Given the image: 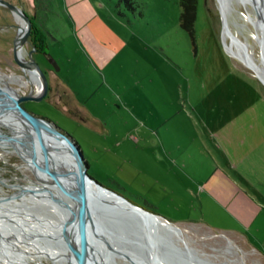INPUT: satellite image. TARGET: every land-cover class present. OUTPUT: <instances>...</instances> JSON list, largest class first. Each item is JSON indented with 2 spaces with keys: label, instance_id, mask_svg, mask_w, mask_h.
Returning <instances> with one entry per match:
<instances>
[{
  "label": "rangeland",
  "instance_id": "374dc122",
  "mask_svg": "<svg viewBox=\"0 0 264 264\" xmlns=\"http://www.w3.org/2000/svg\"><path fill=\"white\" fill-rule=\"evenodd\" d=\"M8 1L33 15L51 59L32 49L31 56L45 73L47 88L40 98H27L20 103L50 119L73 138L87 173L133 202L139 203L142 198L153 201L156 206L148 208L180 229L190 249L177 239L180 233L175 229L166 230L157 224V232L168 233L167 239H172L184 253L190 250L200 263L264 264V210L244 232L213 228L191 216L176 219L188 210L204 220L214 214H208L211 206L205 202L201 206L195 202L188 204L186 200L192 197L174 196L176 187L172 178L178 177L175 184L183 183L179 180L180 170L173 166L176 175L173 171L168 173L164 170V157L158 160L151 151L157 134L152 124L157 121H160L159 134H164L168 143V134H193L191 119L213 115V111L224 117L228 115L230 108L220 105L224 104L229 88L212 85L225 69L243 73L264 93V81L254 69L226 51L223 15L216 0L197 1L193 40L179 24L178 0ZM254 3L240 0V8L248 19L241 16L237 19L245 20L253 29L254 34L246 33L253 42L247 47L261 62L264 16L257 14L255 9L259 7ZM259 12L262 14L260 9ZM253 22H261L257 30ZM17 24L12 10L0 3V86L16 94L41 93L42 88L37 91L39 85L31 69L21 67L13 58L12 38ZM23 43L28 51L31 42ZM22 54L29 58L28 53ZM4 91L14 97L11 91ZM189 100L199 101V105L192 109ZM15 131L14 126L0 124L1 133ZM14 141L16 144L12 145ZM17 141L0 136V202L7 208L3 210L5 215H9L3 219L9 233L2 232L9 238L1 239L0 234L3 255L0 262L66 264L69 251L64 245L60 247L63 244L58 239L61 227L56 226L64 219H56L64 205L58 198L71 204L72 196L62 189L61 193H48L38 185L28 184L38 182L48 189V185H56L53 179L47 182L41 179L43 172L28 165L27 156ZM259 165L252 172L256 177L251 181L254 183L251 189L264 205V156L262 167ZM11 215L22 218L24 223V218L34 221L36 216L46 220L31 227L26 223L24 230ZM215 217L209 223L224 222ZM50 225L55 230L48 228ZM32 228L42 235L38 236ZM33 244L38 247L36 250L31 247ZM162 248L166 246L161 244L159 249ZM16 249L23 258L16 257L19 254ZM56 255L62 256V263L53 258ZM122 256H117L115 264H132ZM169 257L177 261L174 254L169 253Z\"/></svg>",
  "mask_w": 264,
  "mask_h": 264
},
{
  "label": "crops",
  "instance_id": "0c3cea01",
  "mask_svg": "<svg viewBox=\"0 0 264 264\" xmlns=\"http://www.w3.org/2000/svg\"><path fill=\"white\" fill-rule=\"evenodd\" d=\"M225 70L212 85L229 88L224 104L220 105L230 108L228 115L224 117L213 111V115H200L195 121L191 119L193 134H168V143L164 134H159L160 121H157L152 124V130L157 132L153 143L156 152L153 148L151 151L158 160L164 157V170L168 173L173 171V166L180 170L179 180L183 183L175 184L178 177L172 178L176 187L174 196L192 197L190 201L186 200L188 204L195 202L201 206L205 202L211 206L208 214H214L210 215L209 221L188 210L176 219L191 216L213 228L244 232L264 210L262 200L251 189L254 186L251 181L256 177L252 172L258 164H263L264 93L243 73L231 68ZM189 102L192 109L199 105V101ZM139 203L152 208L156 206L146 198ZM215 214L224 222L209 223L217 218Z\"/></svg>",
  "mask_w": 264,
  "mask_h": 264
},
{
  "label": "water",
  "instance_id": "95a60500",
  "mask_svg": "<svg viewBox=\"0 0 264 264\" xmlns=\"http://www.w3.org/2000/svg\"><path fill=\"white\" fill-rule=\"evenodd\" d=\"M0 3L20 14L24 21L23 28L17 24L12 40L13 58L21 67L26 66L36 69L42 83L41 93L18 94L15 97L9 95L0 86V111L8 107L15 109L33 130L37 140L35 141L33 136L26 131L18 134L0 132V136L16 138L21 142H25L26 139L31 161L35 165L49 170L51 178L55 183L57 182L56 184L60 186L63 193L71 194L72 203H63L64 205L60 210L61 213L64 209L65 219L58 234L60 241L57 239L63 243L60 247L64 245L69 251V254L65 256L66 264H105L106 261L108 262L106 259L109 257L107 252L113 258L114 251L128 258L132 264H162V262L165 264H188L190 260L188 256H185L184 250H180L172 239L166 238L168 233L159 234L157 232L158 225L147 222L143 214L164 218L165 216L131 201L91 177L86 171V163L73 138L59 129L50 119L31 112L20 103L23 99L40 98L47 88V79L37 60L31 56L33 47L28 51V59H20L16 53L17 47L27 39L31 24L29 15L15 2L0 0ZM255 10L259 16L263 17L258 8ZM48 60H51L50 57H48ZM52 62L55 64L54 60ZM49 140L62 142L64 145L62 147L71 156L70 166L58 167L56 164L59 163L48 162L50 159L48 153L51 154L49 147L53 145ZM37 153H40L43 160L39 161L36 156ZM60 170L63 171L64 175L59 173ZM91 183L102 193L113 195L128 203L130 205L128 210L119 207L117 204L112 205L102 201L100 197L92 192L89 186ZM95 223H98L99 226L95 227ZM145 227L151 232L150 236H147L146 232L143 231ZM97 231H99V234ZM142 234L149 238V245L143 243L144 237H142ZM151 239L152 241H150ZM161 244H164L166 248L159 249ZM148 246L150 250L153 248L152 253L147 250ZM126 251H129L132 255L126 254ZM169 253L174 254L177 261L174 262L169 257Z\"/></svg>",
  "mask_w": 264,
  "mask_h": 264
},
{
  "label": "bare ground",
  "instance_id": "6f19581e",
  "mask_svg": "<svg viewBox=\"0 0 264 264\" xmlns=\"http://www.w3.org/2000/svg\"><path fill=\"white\" fill-rule=\"evenodd\" d=\"M239 1L240 0H216V3L218 5V7L220 8V10L222 12V15H223V31H222V35H223L224 46H225L226 51L231 56L237 58L242 63H244L246 66H248L250 68H253L254 69V72L259 77V79H262L264 81V55L262 54V59L263 60L261 62H259L257 60L256 56L249 49L250 47L249 48L247 47V46L253 45V42L251 41L250 36H248L246 33H247V31L248 32H251L252 31V34H254V33H253V29L249 25H247L246 22H245V20L248 19V16L240 8L241 5L239 4ZM253 1L256 2V4L254 3V5H257L259 7V9L261 10V12H262V14L264 16V0H253ZM12 12H13V15H14L15 19L17 20V23H18L19 27L23 28L24 27V21L22 20L20 14H18L15 11H12ZM237 16H241L245 20L240 21V20L237 19ZM253 23H254L255 28L257 30V28L259 27L258 25L261 24V22H259V24H256L255 22H253ZM241 34L243 35L242 37L240 36ZM24 45H25V43L19 45L17 47V50H16L17 56L20 59H27L22 54V52L25 55L27 54V48H25ZM22 67H26V66H22ZM30 69H31L30 70L31 74L32 75L34 74V78L37 80L36 82L39 85L37 91H40L41 88H42V83H41V79H40L39 73L34 68H30ZM2 89L3 90L11 91V93L14 95V97L18 95L14 91L9 90L7 88H2ZM0 124H7V125L14 126V128H15L16 131L13 134H16V133L18 134V133H21V132H25L26 131L27 133H29V134H31L33 136V138H34L35 141L37 140V138L35 137V134H34L33 130L24 121V119H22L21 114L18 113L12 107H8V108L3 109V110L0 111ZM49 142L52 143L53 145H52V147H49V150H50V153L51 154L48 153V155H49V158L51 159V161L49 159L48 162L49 163L57 162V163L60 164V165L59 164H56V165H58V167H62V166L68 167V166H70L69 163H70V160H71V156L69 155V153L67 152V150L64 147H62V146H64L62 144V142H58V140H49ZM17 143H20L21 144L19 149H21L23 151V153L27 156V159L29 161L28 165L31 168H32V165H34L35 168H38V170H40V171L43 172L42 173V176L43 177L41 176V179L44 178L46 182H47V180L52 179L50 177L51 176V172L49 170H46L42 166L35 165L31 161L30 154H29V146L27 145L28 142L26 141V139H25V142H21V141L18 140ZM14 144H16L15 141L12 143V145H14ZM36 156L39 159V161L40 160H43L42 157H41V155H40V153H37ZM59 173L62 174V175H64L63 171H61V170L59 171ZM28 184H31L32 186L33 185H38L41 188L42 191L44 189L48 193H56V192L61 193L60 192L61 188L59 189L60 186H58L57 184L54 187L53 186L51 187V186L48 185L49 189L47 188V186L42 185L41 183H38V182H35V183L34 182H30ZM89 186H90L92 192L95 193L96 196L100 197L102 199V201L107 202V203H110L112 205L113 204H117L119 207H121V208H123L125 210H128V207L130 205L128 203H126L125 201H122L121 199H119V198H117V197H115L113 195H110V194H107V193H102L97 187H95L93 185V183H91ZM58 199L61 202L64 203L63 200H61L60 198H58ZM6 209L3 207L2 202H0V226H3L4 225V221H3L4 217H9V215L6 216L5 215V212H3V210H6ZM64 216H65V212H62V213L58 214V218L56 219V221L57 220H60V219H65ZM143 216H144V218H146L147 222H150V224H155V225L156 224H159L162 227H164V229H166V230L168 228L169 229L172 228V229H175L176 231H178V233H180V229L175 228L173 225H171L169 223V221H167V220L164 221L161 217H158L156 215L155 216H153V215L152 216L151 215H146L145 216V214H143ZM11 217L24 230H26V227H27V226H25L26 223H27V225H30L29 227H31L32 225L35 226L36 223H40V224L45 223L44 220H46L44 217H42V218L40 217L39 218V216H36V217H33L34 221L33 220L30 221V220L24 218L23 220L26 222V223H24L22 221V218L21 219L20 218L18 219L17 217H13L12 215H11ZM27 221H30V223L27 222ZM60 224L62 225V222H59V224H57L56 226L61 227ZM98 226H99L98 223L97 224L95 223V227H98ZM48 228H53V230H55L54 227H52L51 225ZM39 229H42V228H39ZM32 230H33V228H32ZM175 230L173 232H175ZM99 231H97L98 234H99ZM143 231L146 232L147 236H150L151 235V232L148 230V228L145 227L143 229ZM33 232H35V231L33 230ZM35 233L38 236H41L42 235V233H39V231L38 232H35ZM0 234H1V237H4L2 235V233H0ZM142 237H144L143 243H145V245L146 244L149 245V242H148L149 238L146 237V236H144L143 234H142ZM177 239L179 241H181V242L183 241L185 243V245L187 246V248L190 249V247L184 241L181 233L179 234V237ZM13 241H14V239H13ZM150 241H152V239ZM33 245H31V247L34 250H36L38 247L36 245H34V246ZM0 248H1V246H0ZM147 250H149V252L152 253L153 248L150 250V247L148 246L147 247ZM188 252L191 253L190 250H188ZM114 253L115 254H114L113 258H111L110 254L107 252V254L109 255V257H108V259H106V260H108V262L106 261L105 264H114L115 263V259L117 258V256H119L118 255L119 252H115L114 251ZM126 254L132 255V253H130L129 251H126ZM2 256H3L2 253H0V260H2V258H3ZM19 256L21 258H23L20 253L16 255V257H19ZM120 256H121V253H120ZM123 257L124 256H122V258ZM53 258L57 262H59V263L61 262L62 263V259H63L62 256L56 255V256H53ZM3 264H6V263L3 262ZM162 264H165V263L162 262ZM198 264H203V263H198Z\"/></svg>",
  "mask_w": 264,
  "mask_h": 264
},
{
  "label": "trees",
  "instance_id": "16d2710c",
  "mask_svg": "<svg viewBox=\"0 0 264 264\" xmlns=\"http://www.w3.org/2000/svg\"><path fill=\"white\" fill-rule=\"evenodd\" d=\"M198 0H178L179 4V14H178V21L179 24L188 30L190 36L193 40V33H194V19H195V12H196V5ZM30 17V31H29V41L31 45H34L36 50L45 49L46 41L39 30L38 24L36 23L33 15Z\"/></svg>",
  "mask_w": 264,
  "mask_h": 264
},
{
  "label": "flooded vegetation",
  "instance_id": "af4514ba",
  "mask_svg": "<svg viewBox=\"0 0 264 264\" xmlns=\"http://www.w3.org/2000/svg\"><path fill=\"white\" fill-rule=\"evenodd\" d=\"M30 26H31V24H30ZM29 31H30V28H29ZM15 35V34H14ZM14 37V36H13ZM12 40H13V38H12ZM29 41V32H28V35H27V39H26V41ZM23 44V43H22ZM31 47H33V49H34V52L35 51H38V52H40V53H43L44 55H45V58L46 57H49V55L46 53V51H45V49H41V50H36L35 49V47H34V45H31ZM30 50V49H29ZM28 50V51H29ZM28 51H27V53H28ZM49 68V67H48ZM51 68V67H50ZM52 69V68H51ZM146 208H148V206H145ZM148 209H150V208H148ZM2 232H4V233H9V231L7 230V229H5L4 228V226H0V233H2ZM4 237H1V239H3V238H5V237H8V236H5V235H3ZM9 238V237H8ZM13 239V238H12ZM19 253H20V250H18V249H16ZM119 255H120V253H119ZM185 256H188V258H189V260H190V262L192 263V264H198V263H200V261L198 260V258H194V257H192V253H190V252H188V251H185ZM192 260L193 261H195V263L194 262H192Z\"/></svg>",
  "mask_w": 264,
  "mask_h": 264
}]
</instances>
